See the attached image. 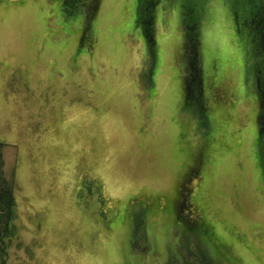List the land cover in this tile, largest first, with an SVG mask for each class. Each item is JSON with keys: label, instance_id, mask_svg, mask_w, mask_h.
Returning <instances> with one entry per match:
<instances>
[{"label": "rangeland", "instance_id": "obj_1", "mask_svg": "<svg viewBox=\"0 0 264 264\" xmlns=\"http://www.w3.org/2000/svg\"><path fill=\"white\" fill-rule=\"evenodd\" d=\"M74 2L0 0L10 264H264V14L249 42L224 0H159L153 42L141 0Z\"/></svg>", "mask_w": 264, "mask_h": 264}, {"label": "trees", "instance_id": "obj_2", "mask_svg": "<svg viewBox=\"0 0 264 264\" xmlns=\"http://www.w3.org/2000/svg\"><path fill=\"white\" fill-rule=\"evenodd\" d=\"M98 1V0H95ZM65 2H68V4H75L74 0H65ZM155 2H159V0H141V12L143 11V24L145 25V31L146 35L149 37L151 41L154 42L153 37V30H152V22H153V15L149 13L150 8ZM228 7H230V13L234 20V26L235 29H237L242 35H244V38H248V41L251 42L252 33H250L251 30L248 28H244L243 26H248L249 23H251L253 17L259 14H264V4L261 0H224ZM194 6V5H193ZM253 6H258L253 9ZM200 8L205 9L206 6L204 4H200ZM188 11L191 13H194L196 18L198 17V14L194 12V7H188ZM194 16V17H195ZM260 16V15H259ZM264 16H262L263 18ZM260 20L257 22L255 27L257 28L255 32V39L258 40V43L255 44V49L258 48V51L264 53V20ZM194 19V18H193ZM195 20V19H194ZM196 29L199 31L201 30L202 25H199L198 21H196ZM204 22V21H203ZM261 22V23H260ZM205 23V22H204ZM204 25V24H203ZM246 35V36H245ZM257 35V36H256ZM260 45V46H259ZM264 63V60H263ZM198 60L194 59L193 57L190 60V67L191 70L195 69L197 71L198 75V84L200 83L199 77L202 75V68L199 69ZM257 74L260 76L257 77L259 81L255 83L256 89L255 94L253 95V101L258 100L259 104L263 107V110L260 116L261 121V128L258 127L257 139L258 144H260V148L262 147L264 149V70L262 71V67H259L257 64ZM189 68V65H188ZM261 72V74H260ZM194 74V73H193ZM194 76V75H193ZM203 81V86L200 84V87L203 89L202 95L204 96V99L206 101V104H208L209 101H215L217 99L218 90L220 91V87L214 88L210 95H209V101L207 100V91L208 87H211V80L206 84ZM201 89V90H202ZM216 90V94L214 93ZM201 93V91H200ZM6 143L3 141H0V264H10L11 259V249L14 245L15 240L18 237L17 231H16V219L18 217L17 212V201H16V183L13 179L12 173L9 169H7V163H6ZM182 193V192H181ZM188 195V192H184L179 196H182L183 198L179 209L184 210L186 207V196ZM198 228V225L195 227V229Z\"/></svg>", "mask_w": 264, "mask_h": 264}, {"label": "flooded vegetation", "instance_id": "obj_3", "mask_svg": "<svg viewBox=\"0 0 264 264\" xmlns=\"http://www.w3.org/2000/svg\"><path fill=\"white\" fill-rule=\"evenodd\" d=\"M173 200H174V202H173V204L171 206V209L172 210H180L178 205L181 204L183 198H179V196H178L176 199L174 198ZM174 207H175V209H173Z\"/></svg>", "mask_w": 264, "mask_h": 264}]
</instances>
